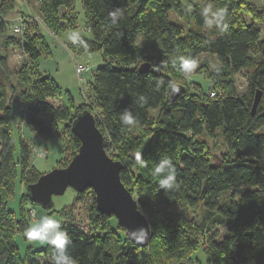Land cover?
<instances>
[{
    "label": "trees",
    "instance_id": "16d2710c",
    "mask_svg": "<svg viewBox=\"0 0 264 264\" xmlns=\"http://www.w3.org/2000/svg\"><path fill=\"white\" fill-rule=\"evenodd\" d=\"M74 2L41 0L47 27L55 34L76 25L75 12L76 20L69 22ZM188 2L190 27L185 31L174 18L183 16L180 0H81L91 37L79 34L87 48L71 40L68 45L71 52L101 53L103 62L88 86L101 114L100 119L95 118L106 151L110 145L117 149L127 144L134 127L149 130L139 137L136 152H118L114 157L123 164L121 180L132 195L135 193L152 235L144 247L120 237L109 224L112 216L97 210L93 190L75 192L61 226L72 241L68 252L76 264H188L199 244L210 264H264V8L252 6L248 0ZM261 2L264 7V0ZM208 4L213 10H226V31L204 25L201 12ZM13 6V0H0V18ZM117 8L122 15L113 23L109 13ZM245 13H252L253 21L246 22ZM14 38L6 35L4 45ZM22 39L28 42V61L14 73L0 48V264H50V245L30 251L25 261L16 245V237L27 227L23 209L31 201L26 186L42 172L31 164L33 148L17 135L11 104L17 99L23 108V124L45 141L59 140L64 150L69 146L71 158L80 145L71 122L79 111L89 108L84 101L74 104L68 91L64 104L53 103L61 97L60 86L39 68V60L52 54L47 40L37 23H27ZM201 53L219 60L217 75L224 77L219 78L224 92L212 88L216 95L211 97V90L201 95L183 84L185 91L171 101V86L180 83L175 74L182 69L181 58L196 61ZM142 63H149L150 68L139 71ZM243 69L248 93L238 96L228 72ZM257 90L262 95L251 114ZM125 109L136 118L135 125L122 123ZM217 135L222 137L226 153L212 157L205 138ZM163 159H170L176 168V186L170 189L161 188L160 178L154 174ZM65 165L66 161L59 167ZM22 179L25 192L16 215L7 202ZM241 188L234 198L232 193ZM230 190L229 196L221 199ZM81 203L85 204V222L72 216ZM176 205L191 211L201 208V225L171 211ZM217 226L225 227L224 235H219Z\"/></svg>",
    "mask_w": 264,
    "mask_h": 264
},
{
    "label": "rangeland",
    "instance_id": "374dc122",
    "mask_svg": "<svg viewBox=\"0 0 264 264\" xmlns=\"http://www.w3.org/2000/svg\"><path fill=\"white\" fill-rule=\"evenodd\" d=\"M14 6L13 9L2 16L0 21H4L3 25L0 24V48L2 53H6L8 57V64L9 69L12 73L17 71L23 62L28 61V55L26 54V49L28 48L26 43L27 40H23V32L26 28L27 23H37L40 27L41 32L44 34L45 39L51 49H53V56L51 63H55L57 66L56 73H48L45 72L44 74H49L60 86L61 89V97L59 99H54V104H64L67 99L66 91L70 93L73 98L74 104H80L81 102H87L88 108L91 112L96 116V118H101V114L99 109L96 106L94 99L91 97L89 91V81L92 80V75L102 62L101 53L94 52H71L70 47L68 45L70 41V36L72 33H78L85 37H91V34L87 27L85 26L84 22V14H83V7L81 0H75L74 2V11H69V22L74 21V12L77 15V22L73 28H70L62 33L55 34L52 29L47 27V23L44 19V12L42 9L41 0H13ZM182 2V9H183V16H174V18L179 21V23L183 26L185 31H189L190 23L188 19V10L189 8V0H180ZM252 6L264 8L262 6V0H248ZM75 15V16H76ZM244 18L246 22L253 21L252 13H245ZM68 22V23H69ZM22 25V31L18 32L15 30L16 26ZM73 24V23H72ZM261 28L262 25L260 24ZM6 35H11L17 37L14 39H10L9 45H4L3 39ZM38 42L37 40H34ZM31 44V43H29ZM51 45V46H50ZM44 59H49L44 58ZM47 63V62H46ZM77 64H83L87 70L82 73V79L79 81L78 76L75 71V67ZM221 69V64L215 55L210 53H201L196 58V67L191 70V72H185L184 70H180L175 74V79L177 82H180L187 86L188 90L194 93H200L204 95L212 88H216L217 90L223 91L225 88L223 87L222 83H219V78L223 79L224 77L217 75L218 71ZM229 77L233 78V87L234 92L238 96L246 95L248 93V84H247V77L246 71L240 70L238 72H228ZM227 73V74H228ZM15 77V76H14ZM13 79L15 80V78ZM224 92V91H223ZM221 92V93H223ZM12 111L14 113L18 127L16 129L17 135L22 136L24 141L31 146L32 155H31V164L34 166L38 171L45 173L49 171L53 167H59V165L66 161V164L70 161V156L73 150L70 149L69 146L63 149V142H57L60 146H58V156L52 157L49 154V147H44L42 144L45 140L39 138L23 124V108L18 103L17 99L12 100ZM156 115V114H155ZM133 136L129 141L126 140L124 146L120 148H114L112 145L109 146V151H106L107 154L115 160H118L116 157V153L122 152L124 153H133L137 151L135 147L139 137L142 135L148 134L147 129H137L133 128L132 130ZM261 131H264V126L261 127ZM16 136V135H15ZM17 137V136H16ZM143 138V137H142ZM207 146L209 147V151L212 157L215 156H222L226 153V147L223 143V139L220 135H217L214 138H205ZM52 141V140H49ZM48 141V142H49ZM105 143V138H104ZM1 149V146H0ZM77 152V151H76ZM15 154L18 155V150L15 151ZM41 173V174H42ZM24 180H20L16 182V193L12 195L7 202V206L10 210L13 211L14 214H18L19 211V204L22 196L25 192V184ZM243 188L234 191L232 194L234 198L237 197L240 191ZM231 190L226 192V194L222 195L221 199L227 198ZM134 198L136 199L135 193H133ZM75 198V191L68 187L65 192L61 195H55L52 197V208L49 210L47 208H42L40 205L27 202L25 203L24 210V218L27 221V227L30 226L35 219H39L41 216L50 215L56 218L61 222V218L65 211L68 210L70 204L72 203L73 199ZM23 199H27L26 197ZM28 201V200H26ZM84 203V202H82ZM81 203L80 209H77L78 206L74 208L72 216L74 219L79 222L80 220L85 222V204ZM80 205V204H79ZM171 211L177 212L182 216L190 219L194 225H201L204 220L203 210L201 208L191 211L190 209L186 208L182 205H176L170 208ZM109 224L112 229L120 235L122 238H127V233L124 228L117 226V221L114 216L109 219ZM26 227V228H27ZM25 228V229H26ZM24 231L20 233L16 237V245L18 247V252L20 257L25 261L27 255L30 251L38 250L44 248L46 244H40L39 242H30L24 235ZM216 230L218 231L219 235L222 236L225 234V227L224 226H217ZM205 241V240H203ZM191 262L188 264H210L209 256L204 249V247L199 244L197 249H195L191 253ZM44 257H41L43 260ZM173 264V262L169 263ZM176 264V263H174Z\"/></svg>",
    "mask_w": 264,
    "mask_h": 264
},
{
    "label": "water",
    "instance_id": "95a60500",
    "mask_svg": "<svg viewBox=\"0 0 264 264\" xmlns=\"http://www.w3.org/2000/svg\"><path fill=\"white\" fill-rule=\"evenodd\" d=\"M148 68L149 63H142L138 67L141 72ZM175 86L179 91L171 90V101L185 91L183 84L177 83ZM261 95L260 90L255 92L251 114H255ZM71 131L80 141L77 152L67 165L53 167L29 183L26 186L29 200L48 209L52 197L63 194L68 187L77 193L90 188L94 192L97 210L114 216L117 224L125 229L129 241L146 246L152 235L149 221L121 180L122 162L107 154L104 135L97 126L94 114L89 109L79 111L71 122Z\"/></svg>",
    "mask_w": 264,
    "mask_h": 264
},
{
    "label": "clouds",
    "instance_id": "9594fccd",
    "mask_svg": "<svg viewBox=\"0 0 264 264\" xmlns=\"http://www.w3.org/2000/svg\"><path fill=\"white\" fill-rule=\"evenodd\" d=\"M225 9L213 10L211 4H208L202 9L201 15L204 18V25L207 28H211L213 25L220 28L221 31L227 30V23H225ZM122 15V10L117 8L109 13V17L112 22ZM73 44L81 45L84 48L88 47V43L83 40L78 33H72L69 37ZM173 67H176L173 64ZM179 67L185 72H191L196 67V61L182 57ZM172 91L178 92L179 88L172 85ZM142 102H146L144 97L140 98ZM121 121L126 126L135 125L136 118L133 114L125 109L121 115ZM139 159L141 166H144L143 159ZM154 174L159 179L161 188L170 189L175 187L176 168L170 159L161 160L154 168ZM25 237L30 242H39L40 244H48L51 246L50 264H76L74 258L69 254L68 248L72 241L66 231L62 230L61 222L50 215L41 216L39 219H35L33 223L25 229Z\"/></svg>",
    "mask_w": 264,
    "mask_h": 264
},
{
    "label": "crops",
    "instance_id": "0c3cea01",
    "mask_svg": "<svg viewBox=\"0 0 264 264\" xmlns=\"http://www.w3.org/2000/svg\"><path fill=\"white\" fill-rule=\"evenodd\" d=\"M51 46V45H50ZM53 47V46H52ZM51 47V56L54 55L53 53V49ZM53 58V57H52ZM52 58L49 57V59H44V58H41L39 60V68L40 70L45 73V72H48L50 74L52 73H56V69H57V66L55 65V63H51L52 61ZM47 62V63H46ZM33 134V133H32ZM57 142H59V140H52V141H44L42 144L44 145V147H49V154L51 156L52 154V157H55L56 155V150L58 149L57 147L60 146ZM58 156V155H56ZM56 158V157H55Z\"/></svg>",
    "mask_w": 264,
    "mask_h": 264
},
{
    "label": "built area",
    "instance_id": "2783aa9c",
    "mask_svg": "<svg viewBox=\"0 0 264 264\" xmlns=\"http://www.w3.org/2000/svg\"><path fill=\"white\" fill-rule=\"evenodd\" d=\"M22 25H18L16 26L15 30L18 31V32H21L22 31ZM87 70V66L85 68V66L83 64H77V66L75 67V71H76V74L78 76V79L79 81H81L82 79V73ZM216 95V91L215 90H211L210 93H209V96H215Z\"/></svg>",
    "mask_w": 264,
    "mask_h": 264
},
{
    "label": "bare ground",
    "instance_id": "6f19581e",
    "mask_svg": "<svg viewBox=\"0 0 264 264\" xmlns=\"http://www.w3.org/2000/svg\"><path fill=\"white\" fill-rule=\"evenodd\" d=\"M56 155H58V149L56 150Z\"/></svg>",
    "mask_w": 264,
    "mask_h": 264
}]
</instances>
